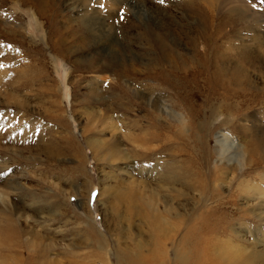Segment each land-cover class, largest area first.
Returning <instances> with one entry per match:
<instances>
[{"label": "rangeland", "instance_id": "1", "mask_svg": "<svg viewBox=\"0 0 264 264\" xmlns=\"http://www.w3.org/2000/svg\"><path fill=\"white\" fill-rule=\"evenodd\" d=\"M205 35L233 71L264 0H0L5 264H264V54L225 101Z\"/></svg>", "mask_w": 264, "mask_h": 264}, {"label": "bare ground", "instance_id": "2", "mask_svg": "<svg viewBox=\"0 0 264 264\" xmlns=\"http://www.w3.org/2000/svg\"><path fill=\"white\" fill-rule=\"evenodd\" d=\"M116 1V0H115ZM209 6V5H208ZM235 6V5H234ZM213 7V6H212ZM211 9V8H210ZM209 9V10H210ZM214 9V8H213ZM230 9V8H229ZM228 9V10H229ZM140 11V10H139ZM192 11V10H191ZM201 12H204V10H199ZM243 13V16L245 15L244 11L241 10ZM196 12V11H195ZM198 12V11H197ZM235 13L240 12V7H238V9L234 8ZM194 13V12H193ZM199 13V12H198ZM213 13V12H212ZM211 13V14H212ZM253 14V13H252ZM255 14V13H254ZM257 14V13H256ZM213 15V14H212ZM250 15V14H248ZM258 15V14H257ZM200 16V15H199ZM206 16V15H204ZM212 17V16H211ZM249 17V16H248ZM252 19H255V17H251ZM258 18V16H257ZM208 19V18H207ZM205 18L202 19V22L204 24H206V20ZM215 19V18H214ZM219 20V19H218ZM251 20V19H250ZM261 20V19H260ZM222 24L224 26H226V22H228L229 25L233 24V20H229L228 21H224L222 20ZM219 24V23H218ZM207 25V24H206ZM213 25V24H212ZM254 25V24H253ZM257 25V24H255ZM257 27V26H256ZM209 28V27H208ZM224 29V28H223ZM253 31V30H251ZM254 32H256V30H254ZM252 32L250 33L249 36L246 35V39L247 42L251 41L254 37H255V33ZM239 33V30H237V32H233V34ZM199 34V33H198ZM259 34V33H258ZM257 34V35H258ZM160 35V34H159ZM161 36V35H160ZM156 37V36H155ZM165 37V36H164ZM163 38V37H162ZM157 39V38H156ZM199 39V38H198ZM195 41V40H194ZM261 41V40H260ZM164 42V41H163ZM197 42V41H196ZM195 42V43H196ZM254 42V41H253ZM255 43V42H254ZM264 45V35H263V40L262 42H259V44ZM203 45V50H202V56L201 58L199 57V52L195 51V54H197V56L200 59V64H198L197 66H195L196 69H199V73H202L203 71H206V75L211 77V80H208V84H209V88H213V89H222V95L224 96V100H230L235 99L236 96L238 97H243L244 100L250 101L249 99H256L255 101L259 102V95H256L255 97H253L254 95L251 93L252 91H250L252 88H254L253 84L255 83L254 81H252V77L250 76L249 73L247 72H243L241 70H239V67H244L246 66V59L249 58V54H252L253 57H259L258 55L255 54V52H257L260 55L261 59V54L263 55V51H257L259 49H261L259 46H257V48L255 50H252L248 43L246 44H242L244 49H239L240 53V60L239 63L236 62V64L234 65V70L231 72H228V69H226L227 67L225 66L226 62L228 64H230V61L228 59H230V49L228 50V48L224 47V51L222 50V53H219L220 51V46L218 45V43H216V41H213V39L210 40V36L205 35L202 40L201 43ZM251 44V42H250ZM254 47V46H253ZM193 48L194 50L196 49V45L193 43ZM237 50V49H236ZM234 57V56H233ZM237 60V59H236ZM252 63V61H250ZM250 63V64H251ZM249 66L255 68V66L253 65V63ZM180 66V65H179ZM178 67V66H177ZM176 67V68H177ZM226 67V68H225ZM230 67V66H229ZM233 67V66H232ZM247 67V66H246ZM249 67V68H250ZM246 69V68H245ZM175 72L174 70H171ZM220 76V77H219ZM240 88V89H238ZM256 89V88H255ZM236 91L238 94H234L233 92ZM255 93V92H253ZM234 95V96H233ZM240 95V96H239ZM213 96V95H212ZM252 96V97H250ZM239 102V101H238ZM241 103V102H240ZM221 144L224 145L227 141V137L223 134L221 136ZM225 141V142H224ZM249 153L250 156H255L254 154L257 152L256 150V145L254 144L251 148H249ZM247 153V152H246ZM249 155V154H248ZM244 156V155H243ZM1 200V199H0ZM3 200V197H2ZM5 227V226H4ZM7 229V227H5ZM10 231L5 230L3 227L0 228V249L5 248V246L10 247L11 244H16V242L19 244V241L17 239L16 234H12L13 236L9 235ZM16 238V239H15ZM31 253V252H30ZM39 254V253H38ZM36 255V254H35ZM0 264H5V260L0 257ZM33 256H29L27 257V259L22 260L20 264H33L30 260H32ZM16 259V260H15ZM35 259V258H34ZM135 259V258H134ZM37 260V258H36ZM35 260V262H36ZM13 261H16L15 263L18 264L19 263V256L15 255V258L13 259ZM34 262V263H35Z\"/></svg>", "mask_w": 264, "mask_h": 264}, {"label": "snow or ice", "instance_id": "3", "mask_svg": "<svg viewBox=\"0 0 264 264\" xmlns=\"http://www.w3.org/2000/svg\"><path fill=\"white\" fill-rule=\"evenodd\" d=\"M164 2V0H161V3H163Z\"/></svg>", "mask_w": 264, "mask_h": 264}]
</instances>
